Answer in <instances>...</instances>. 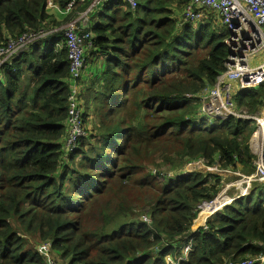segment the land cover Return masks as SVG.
I'll list each match as a JSON object with an SVG mask.
<instances>
[{
    "label": "trees",
    "instance_id": "16d2710c",
    "mask_svg": "<svg viewBox=\"0 0 264 264\" xmlns=\"http://www.w3.org/2000/svg\"><path fill=\"white\" fill-rule=\"evenodd\" d=\"M72 1L53 3L66 10ZM92 1L75 0L64 16L47 0H0V45L45 35L0 64V264H236L264 255V183L197 225L223 178L186 166L250 175L254 161L252 121L199 115L198 96L228 56L210 12L184 23L185 2L178 12L173 0H135V9L103 0L78 30L82 120L85 128L90 110L96 123L65 157L69 62L58 29ZM235 104L264 110V85L239 92ZM143 195L149 213L139 219Z\"/></svg>",
    "mask_w": 264,
    "mask_h": 264
},
{
    "label": "built area",
    "instance_id": "2783aa9c",
    "mask_svg": "<svg viewBox=\"0 0 264 264\" xmlns=\"http://www.w3.org/2000/svg\"><path fill=\"white\" fill-rule=\"evenodd\" d=\"M102 1L93 0L85 12L59 29L64 39L69 62L68 116L65 121L66 136L62 145L65 157L78 147L80 139L85 136L80 97V92L83 90L84 46L78 35L79 25H85L88 22V15L96 10ZM124 1L131 9L136 8L135 0ZM74 2L75 0L68 5L66 10H60L53 0H47V8L65 16L70 12ZM206 11L216 15L226 31L224 44L227 47L228 56L224 71L217 76L212 86L204 88L198 96L199 115L209 123L223 122L230 118L249 120L253 122L255 129L249 140L250 152L254 157L252 174L220 172L216 167H205L202 162L187 165L186 171L188 172H196L190 171L189 168L202 165L207 169L204 172L216 171L219 175L232 173L236 177L234 183L226 186L212 202L202 203L199 206L200 213L204 208H210L221 197L229 198L226 194L229 186H232L237 193L236 196L229 198L232 202L247 196L254 184L264 183V110L252 115L244 109H237L235 104V96L239 92L264 85V63L257 66L250 65V62L264 49V0H185L181 19L184 23H199L204 20ZM44 36V33L30 32L18 38L9 39L5 45H0V64L26 52L34 41ZM186 98L193 97L187 96ZM222 206H225L224 203ZM220 207L212 210V213L207 215L198 226H203L206 219ZM144 220L150 224L149 219L144 218ZM195 230L196 228L192 231ZM190 247L191 244L188 243L183 249V254H186ZM46 263L56 264L52 259H46ZM236 264H264V255L246 258Z\"/></svg>",
    "mask_w": 264,
    "mask_h": 264
},
{
    "label": "rangeland",
    "instance_id": "374dc122",
    "mask_svg": "<svg viewBox=\"0 0 264 264\" xmlns=\"http://www.w3.org/2000/svg\"><path fill=\"white\" fill-rule=\"evenodd\" d=\"M174 1V3H176V4H174L173 6H174V8L176 9V10H178V7H179V5H181V3H183V2H185L184 0H173ZM50 10V9H49ZM52 11V10H51ZM180 10H178V12H179ZM53 12V11H52ZM179 14V13H178ZM210 14H212V13H210ZM206 15V14H205ZM211 16V18H215L216 16L214 15V14H212V15H210ZM209 16V17H210ZM263 32H264V28H263ZM261 63H264V49L250 62V65L251 66H257V65H259V64H261ZM84 71H85V69H84ZM82 77H83V75H82ZM82 102V101H81ZM83 111V110H82ZM96 123V116H95V114H94V112L92 113V111H87L86 112V122H85V132H89V131H92L93 130V127H94V124ZM62 145H63V141H62ZM159 162H160V166H162V171H164V173H166V171H168V165L167 164H165L164 162H162L161 160H159ZM199 167H197V165H195V167H192V168H189V170L190 171H196V172H198L199 170L201 171V172H204V171H206L207 169L205 168V167H203L202 165H198ZM187 167V166H186ZM147 171L149 172V170L147 169ZM211 173H214V174H216V171H211ZM222 177V176H221ZM223 178V180L224 181H226V184H224L223 186H222V190H224L225 189V186H228V185H230L231 183H233V181L235 180V178H224V177H222ZM222 184H223V182H222ZM221 190V191H222ZM220 191V192H221ZM235 192V196H236V191H235V189L232 187V186H229L228 187V190H227V192H226V194H227V196L229 197V198H232L233 197V193ZM224 197H221L220 198V200H217L218 202H221V201H224ZM136 200H139V199H136ZM229 200V199H228ZM142 204H135L134 205V209L136 210V215H137V218H139V219H142L143 217H148V213H149V210H148V207L146 208V205H144V206H141V205H143V204H145V203H147L148 201H149V197H147V196H145V195H143V198H142ZM231 202H229V204H230ZM223 204V203H222ZM229 204H227V205H229ZM141 206V207H140ZM225 206H226V204H225ZM140 207V208H139ZM224 206H222V207H220V209H222ZM219 209V210H220ZM219 210H217V211H219ZM206 211H207V209H206ZM217 211H215V212H217ZM214 212V213H215ZM207 213H210L209 211H207ZM213 213V214H214ZM211 216V215H210ZM203 215L201 214V216L199 217V222H198V224L197 225H199L201 222H202V220H203ZM205 223V222H204ZM48 247H49V245H47V244H37L36 245V249H38V250H40V251H45V252H47V250H48ZM54 256V255H53ZM52 258V257H51ZM55 258V260H57V258L56 257H54ZM53 260V259H52Z\"/></svg>",
    "mask_w": 264,
    "mask_h": 264
},
{
    "label": "crops",
    "instance_id": "0c3cea01",
    "mask_svg": "<svg viewBox=\"0 0 264 264\" xmlns=\"http://www.w3.org/2000/svg\"><path fill=\"white\" fill-rule=\"evenodd\" d=\"M59 15H62V14L59 13ZM58 30H59V29H58ZM99 66H100V63H97V64H94V65H90V66H88V67H87V70H86V72H85V74H86L87 72H93V71H94L96 68H98ZM82 79H84V77H82ZM221 176L224 177V178H232V179L235 178V179H236V177H235L232 173H224V174L222 173ZM233 183H234V181H233ZM224 184H226V181L223 180V185H224ZM231 184H232V183H231ZM234 196H235V192L233 193V197H234ZM227 199H228V198H227ZM227 199H226V200H227ZM229 201H230V200L226 201V203H228ZM226 203H225V204H226ZM225 204H224V205H225ZM206 209H207V211L210 212V214H211L212 210H214V209H211V208L209 209L208 207L204 208V210H206ZM207 211H205L204 214H206Z\"/></svg>",
    "mask_w": 264,
    "mask_h": 264
},
{
    "label": "bare ground",
    "instance_id": "6f19581e",
    "mask_svg": "<svg viewBox=\"0 0 264 264\" xmlns=\"http://www.w3.org/2000/svg\"><path fill=\"white\" fill-rule=\"evenodd\" d=\"M225 187H226V186H225ZM224 198H225V197H224ZM226 199H227V198H225L224 201H226ZM224 201H221V202L215 201V202L211 205L210 208H211V209H216V207H218L219 205H221ZM210 208H209V209H210ZM205 211H206V210H202V212H201V214L204 216L202 222L204 221V218H205L207 215L210 214V213H206V214H204ZM211 213H212V212H211ZM200 216H201V215H200ZM202 222H201V223H202ZM201 223H200V224H201ZM200 224H199V225H200Z\"/></svg>",
    "mask_w": 264,
    "mask_h": 264
}]
</instances>
